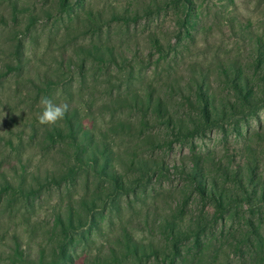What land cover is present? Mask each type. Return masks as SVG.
Masks as SVG:
<instances>
[{
  "label": "rangeland",
  "instance_id": "obj_1",
  "mask_svg": "<svg viewBox=\"0 0 264 264\" xmlns=\"http://www.w3.org/2000/svg\"><path fill=\"white\" fill-rule=\"evenodd\" d=\"M258 44L264 55V0H0V264H64L66 243L67 264H160L173 254L165 222L206 211L182 167L256 157L264 178V109L236 129L177 128L197 115L202 81L221 107L237 103L225 72L253 79ZM41 97L68 104L55 125L38 123ZM86 147L131 186L105 211L112 191L83 166ZM141 160L169 172L146 176ZM216 228L228 237L216 263L189 252L182 264H264V207Z\"/></svg>",
  "mask_w": 264,
  "mask_h": 264
},
{
  "label": "trees",
  "instance_id": "obj_2",
  "mask_svg": "<svg viewBox=\"0 0 264 264\" xmlns=\"http://www.w3.org/2000/svg\"><path fill=\"white\" fill-rule=\"evenodd\" d=\"M261 50L258 44L252 62L255 72L253 79L243 69H235L230 74L225 72L227 74V86L232 92H235L234 99L237 103H229L228 106L224 104L221 107L214 92L204 91L209 87V84L206 81H202L200 85L198 83V90L195 93L196 99H189L188 101L191 105L192 101L197 103V115L177 125L180 135L201 136L209 131L225 128V126H234L236 129V126H240L242 121L257 116L264 109V55ZM97 54L99 53L97 52ZM153 105L155 111L160 114L164 113L163 103L160 100L154 103L152 98H149L148 106L152 107ZM86 149L87 157L83 166L92 169L96 175L100 176L103 180L102 183L108 182L112 191V194L107 198H99L101 202L99 210L105 211L109 204L112 206L119 204V200L130 193L131 186L126 185L119 173L110 166V157L106 150L102 154L105 160L103 163L94 151L90 153L88 147ZM140 166L142 173L146 176L169 172L161 162L154 161L152 165H149L148 162L141 160ZM213 168L214 171H209L201 162L194 163L193 167L188 170H184L185 168L182 167L181 175L187 178L190 185V197L199 200L206 211H202L203 215L191 217L188 224L177 223L176 221L165 222L164 232L174 243L173 254L161 261L160 264H182L181 262L184 261L185 257L189 256V252H195V257L199 258L209 255L216 263L218 255L226 247L225 240L228 237L224 232H220L217 237L213 233L214 229H217L219 224L224 227L228 218L237 215L239 212L253 213L256 208L264 207V178L259 172L260 163L256 157L244 161L243 165L238 167L216 163L213 164ZM74 221L70 215L69 225L63 228L67 231L73 229ZM250 225L254 229L249 231L247 235L251 241H253L252 238H255L256 242H260L262 240L261 231L255 228V225ZM129 239L130 237H127L126 247L130 255L134 254L138 257V255L145 254V250L141 253L139 245ZM186 241H191L192 245L189 243V246ZM71 245L66 243L61 255L64 264L71 262L68 259L72 258L69 252ZM139 262L143 264V258L139 259ZM33 264L37 263L34 262Z\"/></svg>",
  "mask_w": 264,
  "mask_h": 264
},
{
  "label": "clouds",
  "instance_id": "obj_3",
  "mask_svg": "<svg viewBox=\"0 0 264 264\" xmlns=\"http://www.w3.org/2000/svg\"><path fill=\"white\" fill-rule=\"evenodd\" d=\"M40 104L42 111L37 117L40 125H55L65 117L69 107L67 103L56 104L49 97H41Z\"/></svg>",
  "mask_w": 264,
  "mask_h": 264
}]
</instances>
